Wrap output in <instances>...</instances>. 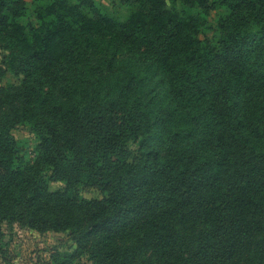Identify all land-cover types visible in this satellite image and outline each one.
<instances>
[{"label":"trees","instance_id":"obj_1","mask_svg":"<svg viewBox=\"0 0 264 264\" xmlns=\"http://www.w3.org/2000/svg\"><path fill=\"white\" fill-rule=\"evenodd\" d=\"M116 2L0 0V224L65 233L46 264H264V0Z\"/></svg>","mask_w":264,"mask_h":264},{"label":"rangeland","instance_id":"obj_2","mask_svg":"<svg viewBox=\"0 0 264 264\" xmlns=\"http://www.w3.org/2000/svg\"><path fill=\"white\" fill-rule=\"evenodd\" d=\"M26 11L22 21H30L35 23L32 12L31 0H24ZM104 4L106 8L118 15L124 13L123 7L117 5L116 0H97ZM217 10H210L207 15V22L204 28L199 33V38L203 36L211 37L215 27V13ZM19 81V77L12 75L10 72H5L0 77V86L7 84L15 85ZM11 133L17 142L19 153L25 162H30L33 157V148L35 139L27 126L17 125ZM129 148L134 151L135 144H130ZM62 183H50L49 188H61ZM84 196H96L94 191H86ZM3 232L0 241V264H46L48 262V251L59 245L65 239V233H56L52 231L37 232L33 229L19 227L14 224L12 227H7L5 223L0 224Z\"/></svg>","mask_w":264,"mask_h":264}]
</instances>
